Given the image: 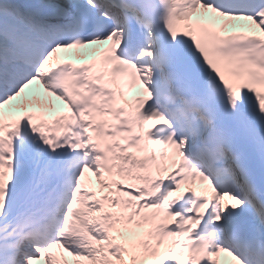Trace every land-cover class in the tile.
<instances>
[{
    "label": "snow or ice",
    "instance_id": "snow-or-ice-1",
    "mask_svg": "<svg viewBox=\"0 0 264 264\" xmlns=\"http://www.w3.org/2000/svg\"><path fill=\"white\" fill-rule=\"evenodd\" d=\"M0 264H264V0H0Z\"/></svg>",
    "mask_w": 264,
    "mask_h": 264
},
{
    "label": "bare ground",
    "instance_id": "bare-ground-1",
    "mask_svg": "<svg viewBox=\"0 0 264 264\" xmlns=\"http://www.w3.org/2000/svg\"><path fill=\"white\" fill-rule=\"evenodd\" d=\"M78 50H73L72 53H77ZM80 51V50H79Z\"/></svg>",
    "mask_w": 264,
    "mask_h": 264
}]
</instances>
